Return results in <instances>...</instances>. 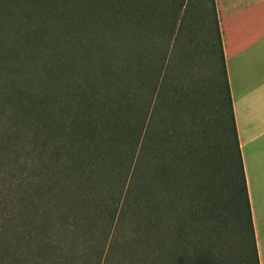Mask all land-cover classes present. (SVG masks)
Returning a JSON list of instances; mask_svg holds the SVG:
<instances>
[{"label":"trees","instance_id":"obj_1","mask_svg":"<svg viewBox=\"0 0 264 264\" xmlns=\"http://www.w3.org/2000/svg\"><path fill=\"white\" fill-rule=\"evenodd\" d=\"M197 2L0 0V264H223L210 244L186 241L178 256L161 228L187 234L172 199L186 178L203 192L217 165L234 216L245 215L244 263L258 264L215 0ZM204 10L229 123L221 144L186 79L189 21ZM132 218L152 237L149 262L127 258L131 235L115 234Z\"/></svg>","mask_w":264,"mask_h":264},{"label":"rangeland","instance_id":"obj_2","mask_svg":"<svg viewBox=\"0 0 264 264\" xmlns=\"http://www.w3.org/2000/svg\"><path fill=\"white\" fill-rule=\"evenodd\" d=\"M192 1L196 5L198 4L197 0ZM1 13L0 17L2 16ZM7 14H9L8 11L4 12V15ZM189 22L192 25V30L187 35L192 38L190 47L192 56L188 64L187 85H190L192 94L196 96V114L200 117L203 116L206 120H211V127L214 129V141L221 144V141L224 143V137L222 138V134L219 136L218 128L221 124L229 128V123L225 113L224 116L219 117L215 101L217 88L213 86L214 80L218 78L221 81L222 75L217 55L218 49L214 41L215 33L212 17L208 11H198L193 14ZM228 140L230 141V139ZM223 169L224 166L217 165L212 177L208 175L212 180L209 181L208 187L205 186L203 192L193 189L191 180H188V178L183 184H180L182 187L177 189L176 197L172 199L173 206L169 210V217L173 219V223H178V225L188 224V231L183 232L187 234L179 235V237L175 236L165 220L161 228L165 234L169 233L172 236L173 249L176 254L178 253V256H180L185 242L190 241V247H197L199 244H210L214 253L220 254L223 264H245L242 245L243 242L247 243L248 250L250 245L249 235L242 227L243 224H246L245 215L242 224L233 214L234 204L231 200V191L226 188L227 175L223 173ZM186 182L187 184H185ZM183 186L184 190H182ZM185 196L188 199H185ZM2 198L0 196V199ZM165 198L166 196L163 197V199ZM203 200L209 212L204 211L202 213L198 211L200 207L198 205ZM186 203H190L196 211L189 218L182 210V206L185 207ZM4 210L1 209L0 214ZM117 227L116 236L117 234L118 236L131 235L132 243L127 248L128 254L126 256H129L127 258L132 259L131 254L134 252L135 256L143 255L144 260L149 262L151 255H153L150 252L152 237H150L146 222L143 219L132 218L130 223L124 222L118 224ZM119 252L121 251L117 247L113 254L114 257L119 258Z\"/></svg>","mask_w":264,"mask_h":264},{"label":"crops","instance_id":"obj_3","mask_svg":"<svg viewBox=\"0 0 264 264\" xmlns=\"http://www.w3.org/2000/svg\"><path fill=\"white\" fill-rule=\"evenodd\" d=\"M258 264H264V0H215Z\"/></svg>","mask_w":264,"mask_h":264}]
</instances>
